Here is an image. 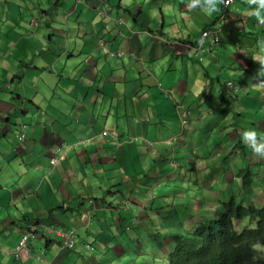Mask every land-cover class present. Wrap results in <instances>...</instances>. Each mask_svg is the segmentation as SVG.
I'll use <instances>...</instances> for the list:
<instances>
[{"label":"crops","instance_id":"0c3cea01","mask_svg":"<svg viewBox=\"0 0 264 264\" xmlns=\"http://www.w3.org/2000/svg\"><path fill=\"white\" fill-rule=\"evenodd\" d=\"M188 2L0 0V173H4L0 176V264L40 263L36 243L19 256L14 253L17 234L28 223H59L61 216L67 217L64 225L76 226L77 234L94 225L93 237L105 240L107 248L109 237L116 239L113 227L122 229L135 216L143 221L138 225L142 229L152 213L157 214L159 203L174 199L176 193L167 201L157 200L154 188L158 177L174 173L171 143L175 136L189 135L194 141L197 135L202 148L210 151L215 141L209 144L204 128H217L223 140L236 136L242 140L241 133L248 129L243 123L249 118L259 129L256 122L264 121V90H256L255 80L250 79L260 67L252 57L259 54L257 41L264 37V24L251 15L246 0H239L224 11L219 44L207 42L201 50L200 33L217 25L223 5L209 16L199 8L189 10ZM116 17L119 24L112 20ZM100 43L123 52L122 56L113 59ZM108 119L116 120L113 124L120 130L109 132ZM137 119L144 120L136 123ZM20 123L28 125L24 142L17 135ZM232 127L238 129L235 136ZM102 137L115 145H99ZM115 139L122 144L116 145ZM79 140L84 143L76 146ZM125 141L131 146L125 148ZM63 143L75 146L49 173L48 158ZM141 143L144 151L137 154L136 145ZM92 149L98 158L94 166L89 158ZM142 155L147 164L142 172L152 174L144 175L148 182L137 184L134 175H126V167L128 159ZM235 155L230 154L231 169L227 161L221 163L220 152H211V183L223 180L222 173L226 174L223 181L230 180L227 174L241 166ZM167 160L173 163L169 171L162 163ZM13 161L23 169L10 165ZM88 163L90 172L84 168ZM104 171L107 183L100 180ZM139 186L144 191L138 192ZM162 189L166 192V186ZM143 197L151 204L139 210L137 203ZM217 197L209 204H216ZM122 198L129 199L128 206ZM12 209L20 216L14 213L13 218ZM21 221L19 231L7 232L9 223ZM39 233L46 246L41 249L46 252L41 264H64L55 236ZM114 245L119 249L121 244ZM102 254L99 249L96 255L93 250L84 257L92 260L95 255L93 264H103Z\"/></svg>","mask_w":264,"mask_h":264},{"label":"rangeland","instance_id":"374dc122","mask_svg":"<svg viewBox=\"0 0 264 264\" xmlns=\"http://www.w3.org/2000/svg\"><path fill=\"white\" fill-rule=\"evenodd\" d=\"M113 18V17H112ZM115 23L119 24L120 19L118 17H116L115 19H112ZM110 55L113 59L118 57L116 55ZM14 85H16V82H14ZM14 85L12 87H14ZM11 91V90H10ZM261 95L263 96L264 94L261 93ZM39 99V98H38ZM264 100V99H263ZM25 101V100H23ZM130 113V112H129ZM129 117H132L131 114H129ZM123 120V119H121ZM144 119H137L135 120L136 123H142ZM116 120L112 121L111 119H108V122L106 124V129L111 132V131H118L120 130L121 126H116L113 123H115ZM124 121V120H123ZM142 121V122H141ZM255 123V120L253 118H249L248 119V123H243V125H245L248 129H252L255 130L253 128V126L251 125L252 123ZM263 119H261L260 121L256 122V127H258L259 129H256L255 131L258 132L259 135L264 136V123H263ZM240 122H238L237 124H239ZM139 125V124H136ZM208 126V124H206V127ZM188 125H186V130ZM220 127V126H219ZM221 130L223 129L224 126H221ZM234 136L238 133V129H235L234 127L231 128ZM246 129V130H248ZM220 130H218L217 128L210 126L207 127L206 129L204 128L202 133L205 135H208L209 137V144L214 140L215 143L214 145L211 147V150H207V149H203L202 148V144L199 143V136L195 135L196 139L194 141H191V139L189 138V135H187V137H178L175 136V138H173L172 140V145L173 148L171 149L173 151V161L175 163L174 166V173L170 176L171 173H165L163 175V177L165 179H162L160 177L157 178V186L154 188V190L156 191V197L157 200L159 201H167L168 199H170L172 197L173 193L175 194L174 199L171 201L169 200L167 202V204H158L156 207H158V212L155 215L154 212L152 213L151 210H149L152 213V218L150 220L145 221L146 225L149 226V230H148V234L152 235L153 237L149 240H147L146 235H142L141 231H134V229L132 227H128L127 230L125 228L122 229H117V227H113V233L116 235V239L114 237H112V239H110L109 237V241L111 244H108V247L105 248L106 242L103 239H96L94 238V225H92L89 229H87L89 231V234H86L87 230H82L79 232V238H78V243L81 242L82 240H84L80 245L78 244L76 249L74 250H63L62 251V255L61 258L63 259L64 264H93L96 263V257L95 255L98 253L99 249L102 253L101 258H100V262H103V264H152V261L148 258V255H153L154 258H160V257H164L165 260H167L168 258V254L170 252V245H172V243L174 242V246H177L179 240L181 238H184V236L188 233V231L191 229L189 225L191 224H197L199 222V217L196 215L195 211L191 212V209L189 207V198L187 197V200L185 202V206H187L186 208V213L184 211H178L177 209L181 207V205L179 204V197H180V192L182 193V188L181 185L184 184V189H186L187 184L190 185L191 190L188 193V196L190 195H194L196 194V197L193 198V204L197 205L198 204V200L199 198V192L202 191L205 196L204 199L206 201H208V203H210L211 201H213L212 196H215L213 193H210V189H215L216 191H221L220 198L225 199L228 198V196L230 195H234L237 193L238 196H240L241 190L238 189V180L234 179V181L232 182L231 185L228 186V188L226 187V181H223L222 183H219V185L217 184L216 188L211 187V181H210V177L212 176V173L210 174L209 169L212 168L210 167V164L208 163L209 161V156L211 154V152L214 153H221V156H223L221 158V163H224V161H227L228 167H230L231 169H233V165L229 163V159H230V154H232L233 156L231 157H236L235 153H231L232 150V146L234 145V143L238 142L239 140L237 139V136L235 137L234 140H230L229 138H226L225 140H223V138L221 137V134H218ZM218 132V133H217ZM110 136H112L110 134ZM242 138V136H241ZM144 139L147 141L149 140L148 137H144ZM79 142V141H77ZM109 142L111 144V146L115 145V142L113 140H110L109 138L106 137H102V139L99 141V145H104L105 143ZM149 143H151L150 141H148ZM166 143H170V142H166ZM129 141H125V148L130 147L131 145H129ZM207 144V142L204 144V146ZM208 144V145H209ZM218 144H220V147H218ZM142 143L139 144V146L136 145L135 148L137 152V154H139L140 152L144 151V147H141ZM153 148V147H151ZM202 148V149H201ZM250 151H252L251 148H249ZM209 151V152H208ZM155 153V152H154ZM141 154V153H140ZM225 156V157H224ZM249 156H253L252 158H254L256 155L253 153H249ZM144 155L140 156V158H138V160L134 159V158H130L128 159V163L129 166L126 167V172H127V176L134 175L133 180H136L137 184H141L143 182H148L144 180V175H151L147 174L145 172V174L142 172L144 169L142 166H144L147 162H149L148 160V154L145 155V157H147L146 159V163H144L143 158ZM89 158L91 160H93L94 163H91V166H94L95 162L98 160L97 158V154L95 152V149H92V154L89 155ZM162 160H164L163 158H161ZM76 161H78V158H75ZM134 161V164H132V162ZM18 163V162H17ZM14 161L10 163V165H15L16 167L22 168L23 166L21 164H17ZM165 165V168L167 171H169L170 169V165L173 163L170 160H167L162 162ZM117 164H121L120 162H117ZM193 164L194 170L193 168L190 169V166ZM147 166V164L145 165ZM260 166V171L262 172L263 167L259 164V165H255L254 170H256V168ZM0 167H2V162L0 161ZM159 167H160V163H159ZM85 169H89L90 172V164L88 163L87 165H85L84 167ZM223 168V166H222ZM53 169V165H46V170H48L49 173L52 172ZM123 168H122V172H123ZM183 170V172H182ZM159 171V168H158ZM166 171V172H167ZM190 171H192L193 173H190ZM197 171H200L201 174L197 175ZM196 173V174H195ZM4 174L3 172L0 173V176ZM208 174V175H207ZM210 174V175H209ZM108 175L107 172L104 171V173H102V176L100 179L102 183H107L106 181V176ZM159 175V174H158ZM223 176V178L225 177V173L221 174ZM228 176L232 175L234 176V172L231 171L230 174H227ZM137 177H139V179H137ZM182 177H184V181L182 182ZM194 182V183H193ZM3 183H7V182H3ZM98 184V183H97ZM100 184V182H99ZM98 184V185H99ZM174 184V185H173ZM221 184L223 185L222 188ZM127 184H124L123 187H125ZM164 186H166V192L164 191V189H162ZM172 186V187H171ZM97 187V186H96ZM149 187V186H148ZM139 190L138 192H142L144 191V187L143 186H139L138 187ZM102 190L99 189V193H101ZM28 193H31V190L28 189ZM153 193V192H152ZM218 193V192H217ZM217 195V194H216ZM13 196V194H12ZM217 197V199H218ZM263 197V193L259 192V198ZM78 199L77 197H75V200ZM250 199L254 202L257 200H254V196L251 195ZM261 200L257 201L260 202ZM171 202V203H170ZM140 204H145L147 206H150L151 202L147 201L143 198L140 199ZM75 204H71V206H73ZM216 204L213 205V209L212 211V215H214L215 213V209H216ZM22 208V206L20 207ZM23 209V208H22ZM197 210L201 209V208H196ZM204 209H209V206L204 208ZM20 216V213L18 212L17 209H12V216L13 218L16 217V215ZM206 214V212H205ZM18 218V217H17ZM184 219L183 221V228L180 230V232H176L174 233L172 231V227L170 223H173L176 227L179 225L180 221ZM64 220H67V217H59L58 221L59 223L63 224ZM248 221V220H246ZM18 222V221H17ZM68 223V222H67ZM154 223L155 225V232H151V224ZM73 227L75 225H73L72 223H70ZM24 225V222H20V223H9V225L7 226V232L10 233V231L12 230H16L19 231L21 229V226ZM236 225H239V222H236ZM76 227V226H75ZM240 227V225H239ZM137 230H140L139 227H137ZM136 232L139 234V242L140 239L142 240V245L138 246L135 245V239L137 238V236L134 238L133 240V234ZM183 233V236L179 237L178 235ZM172 235H175L174 237ZM186 237V236H185ZM20 236L17 234V239H19ZM43 238V236H41V233H36L34 238H30V240L28 241V246L31 247L32 245H34V243L37 244V248H35V251H41V249H46L45 243L39 241V239ZM55 238L57 240H60L59 237ZM55 238L52 236L51 239ZM88 242V243H92V246L94 248V253L95 255L92 256V260L91 259H87L85 258V254L89 253L90 251L88 249L84 248V243ZM117 242H119L120 248L117 249V247H115L114 244H117ZM128 245L127 247H124ZM57 248H59V245L57 244ZM99 248V249H98ZM260 252H264V246L262 248H260ZM82 251V252H81ZM107 251H109L107 253ZM78 252V253H76ZM110 255V257H107V254ZM84 257V259H83ZM146 257V262H144V259ZM17 261H21V262H25L19 258L16 259ZM39 260V259H38ZM41 261H38L41 264ZM164 260L162 259H158L156 264H167V262H162ZM28 264H32L31 261L28 262Z\"/></svg>","mask_w":264,"mask_h":264},{"label":"trees","instance_id":"16d2710c","mask_svg":"<svg viewBox=\"0 0 264 264\" xmlns=\"http://www.w3.org/2000/svg\"><path fill=\"white\" fill-rule=\"evenodd\" d=\"M241 152H246L244 145ZM241 158L243 159L242 156ZM242 159L243 163H240L242 167H238L235 172V176L240 178V196L232 194L226 199L219 197L218 204L215 205L216 216L213 222L204 216L207 212L204 208L208 207L209 203L204 199L203 192H199L200 199L198 204L194 205L193 198L196 194L188 196L191 190L190 185L187 184L186 189H184V184L181 185L186 195L178 198L181 207L177 209V212L186 213L185 202L188 197L191 212L195 211L199 222L189 225L191 229L185 235L186 237L181 238L177 246L169 252L167 260L148 255L152 264H156L158 259L164 260L162 262H167V264H264V255H258L259 249L257 248L264 246V165H261L262 172L260 166L254 170L255 165H259V161L263 158L253 159L252 162H245ZM192 168L194 170L193 164L190 166V169ZM230 177L233 176L230 175ZM223 180L218 182L221 183ZM218 182L211 183V187L216 188ZM229 182L231 181H227L228 184ZM209 191L217 196L221 194V191L215 189ZM259 192L263 193L262 198H259ZM251 195L254 196V200L261 201L253 202L250 199ZM113 205L116 207V204ZM236 222H239V230L235 226ZM178 236H183V233ZM146 260L145 257L144 262Z\"/></svg>","mask_w":264,"mask_h":264},{"label":"clouds","instance_id":"9594fccd","mask_svg":"<svg viewBox=\"0 0 264 264\" xmlns=\"http://www.w3.org/2000/svg\"><path fill=\"white\" fill-rule=\"evenodd\" d=\"M231 3H232V0H189V2L187 4V7L189 8V10H194L196 8H199L205 15H209L210 16L213 13H216V12L220 11V5H224L225 8H227ZM246 3L249 6H251V15L256 18L257 22L260 23V24H264V0H246ZM219 16H218V18H219ZM223 18H224V16H223ZM207 28H209V27H207ZM207 28H205V29H207ZM221 28H222V26L220 27V31H221ZM200 36H201V33H200ZM211 46H213V45H211ZM257 46H258V49H259V54L253 56L252 59L254 61L258 62L260 67L257 70L256 74L250 79V81L255 80V83H252V84H253V86H254V88L256 90H264V37L260 38L257 41ZM116 52H121V51H116ZM106 54H108V53H106ZM120 56H122V55H120ZM227 84L229 86H232V82H228ZM8 87H9V85H8ZM169 95L171 96L170 93H169ZM40 111L43 112V110H40ZM27 127H28V125L25 124V123H20L19 124V129H18L17 135L21 138L22 142L25 141L26 128ZM103 132H106V133L104 134ZM101 134L106 136V135H108V132L107 131H102ZM241 136H242V138H241L242 140H239L238 142H236L235 143V147H234V145L232 146L231 153H235V154L238 155L240 163H243L241 161V159H242L241 156L243 157L242 160L245 161V162H252L253 159H258L259 157H262L263 160L259 161L258 164L264 165V136L259 135L255 130H252V129L244 130L241 133ZM115 140H116V145H121L122 144L121 140H117V139H115ZM83 143H84L83 140H79V142H76L75 145L79 146V145H81ZM148 144H149L150 147H152L153 143L152 142L151 143L148 142ZM75 145H72V144H69V143H63L61 146H57L55 152L51 156H49V158H48L49 165H53V168H54L60 161L65 160L67 154L71 151L72 147H74ZM243 145L245 146V150H246L245 153L241 152ZM249 148H251L252 151H250ZM249 153H253L256 156L254 158H252V160H250L249 159V157H250ZM52 160H54V161L52 162ZM239 167H242V165L239 166ZM234 179L238 180V185L237 186H238V189L240 190V178L235 176V172H234V176L230 177V181L231 182H229V184L226 182L227 185H231L232 182L234 181ZM149 195H151L152 198L154 197L152 192H149ZM184 195H186V193H184ZM128 200L129 199L122 198L123 205H125V206L127 205L128 206V204H129ZM147 201H150V200L147 199ZM216 201L218 202V199ZM216 204H218V203H216ZM208 206H209V209H207V212H206V214H204V216H207L206 219H208V220L210 219V222H213L215 220V216H216V209H215L214 215H212V211L211 210L213 209V205L209 204ZM116 207L118 208L117 205H116ZM145 207H148L146 205V203L145 204L144 203L143 204L137 203V208L139 210H144ZM157 210L158 209H156V211ZM84 214H82V215H84ZM183 221H184V219H182L180 221V223H179V225L177 227L173 223H170L171 227H172V231L175 232V233L176 232H180V230L183 228V225H184ZM33 222L28 223L25 226V228L22 231V233L20 235V238H19V240L17 242V245H18L19 241L22 238V235L28 232L27 231L28 230V226L29 225H34V230H31L30 233L28 234L26 242H25V247L22 250H24V249L28 250L29 249L28 248V240L30 238L34 237L35 234L39 233V232H42L43 234H47V235H53V236H56V237L60 238V240H57V243L59 245L58 252H62L63 250H69V251L70 250H74L77 247V245H78V234H77V230L74 227H69V226H66L64 224H59V223L38 224V223H33ZM84 222H86V221H84ZM142 222H143L142 220L140 222L139 218L134 216L132 218L131 222L129 224H127V225L125 224V226L123 228H125L126 230H127V228L129 226L137 228L139 224H143ZM235 226H236V228L238 230L240 229L239 225H236V223H235ZM150 227H151L150 228L151 232L152 233L155 232L154 223H152ZM146 228H148V229H146ZM51 229H57L58 231H60V234H57L56 232L52 231ZM148 230H149V226L145 224V226L142 225V229H140V230L136 229L135 231H141V234L143 236L146 235L147 240H149V239H151L153 237V234L149 235L147 233ZM69 232H72V237H74V243H73L72 246H68L67 245L66 234H69ZM136 236H137V238L135 239V241L138 240V243H136V242H134V243H135V245L141 246L142 245L141 244L142 240L140 239V242H139V238H138L139 234L137 232H136V234L134 233V238ZM45 238L47 239L46 236H45ZM49 238H51V237H49ZM17 245L15 246L14 253L17 256H19V254H20V252L22 250L18 251L17 250ZM84 247L86 249H88L90 252H92L94 250V248L91 245V243H88V242L84 243ZM262 247L263 246L257 247L259 249L258 255H260V256L264 255V252H260L261 251L260 248H262ZM170 248H171L170 251L172 249H174V242L172 243V245H170ZM35 257L37 259H39V260H43V259L46 258V252L44 250H41L40 252H36L35 253ZM162 258H164V257L162 256Z\"/></svg>","mask_w":264,"mask_h":264},{"label":"built area","instance_id":"2783aa9c","mask_svg":"<svg viewBox=\"0 0 264 264\" xmlns=\"http://www.w3.org/2000/svg\"><path fill=\"white\" fill-rule=\"evenodd\" d=\"M238 1L239 0H232L231 4L236 3ZM225 10H226V8L223 5V10L220 13V16L218 18V22H217L216 26H213L212 28L209 27V28H207V29H205V30H203L201 32V36H200L198 44H197L198 48H200L201 50H204V45H206L207 42L210 43L211 45H217L219 43V41H220L219 34H220L221 21L223 19ZM100 45L102 46L103 51L105 53H108V54H111V55H116V56H120L123 53V52L110 51V49L104 47L102 45V43H100ZM103 133L105 134L106 132H103ZM53 161L54 160H52V162ZM31 230H34V225H29L28 226V230H27L28 232L22 235V238L19 241V244L17 245V250L18 251L22 250L25 247V242H26L27 236H28V234L30 233ZM51 230L56 232L57 234H60V231H58L57 229H51ZM66 238H67V245L68 246H72L73 243H74V237H72V232H69V234H66Z\"/></svg>","mask_w":264,"mask_h":264}]
</instances>
